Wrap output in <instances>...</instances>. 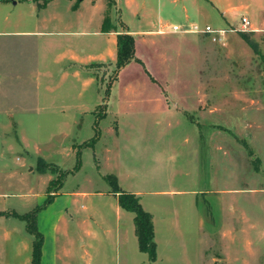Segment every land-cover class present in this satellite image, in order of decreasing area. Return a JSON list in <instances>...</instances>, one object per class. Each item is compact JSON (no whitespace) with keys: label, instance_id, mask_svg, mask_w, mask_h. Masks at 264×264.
I'll return each instance as SVG.
<instances>
[{"label":"rangeland","instance_id":"374dc122","mask_svg":"<svg viewBox=\"0 0 264 264\" xmlns=\"http://www.w3.org/2000/svg\"><path fill=\"white\" fill-rule=\"evenodd\" d=\"M68 1H0V71L23 73L20 82L0 80V96H26L30 105L37 92L31 78L44 73L38 87L43 109L37 117L32 112L15 115L16 128L9 126L5 114L0 117V172L17 170L12 177H21L35 189L25 198L16 196L20 186L12 178L6 190L13 194L0 200V209L24 213L42 206L50 174L56 180L53 187L64 181L63 191L88 192L76 196L74 205L73 197L62 194L39 211L37 224L47 238L43 264L53 263L52 229L63 209L73 214L74 222L91 213L87 224L94 243L104 240L106 250L87 261L77 239L69 256L59 248L58 264H229L234 255L264 264V191L250 190L264 186V1L251 6L246 0L226 5L212 0H198L200 5L192 0H117L119 9L115 0H85L82 13L94 18L89 26L70 17ZM198 6L199 25L225 28L224 42L201 32H170L175 23L189 26L185 7L190 20H198ZM223 9H231V23L223 19ZM55 13L67 18L57 21ZM101 14L109 32L127 31V24L133 30H149L133 34L135 58L120 70L117 53L114 60L92 58L77 66L67 62L70 71L92 77V83L72 76L62 79L64 63L56 62L58 50L73 45L95 54L94 36L83 30L94 32ZM243 16L251 21L248 29L241 28ZM25 31L42 33H21ZM126 100L131 103L124 104ZM167 105L171 112L164 109ZM118 110L136 112L124 113L122 135L116 139L109 127H117ZM96 133L101 139L95 145ZM105 144L113 148L111 153H106ZM40 158L57 167L47 164L40 176ZM114 171L133 177L123 184L141 190L154 214L155 261L139 249L133 232L126 234V241L123 236L121 247L115 230L105 235V229L115 225L116 201L105 180ZM5 223L16 224L25 236L17 253L0 247V264H15V257L17 264L27 259L30 264L34 238L26 222L0 220V230ZM122 225H128L126 218Z\"/></svg>","mask_w":264,"mask_h":264},{"label":"crops","instance_id":"0c3cea01","mask_svg":"<svg viewBox=\"0 0 264 264\" xmlns=\"http://www.w3.org/2000/svg\"><path fill=\"white\" fill-rule=\"evenodd\" d=\"M53 1H55V0H53ZM127 1L129 3L133 2V0H127ZM171 1L176 3L179 0H171ZM185 1H188V0H185ZM192 1H194V3L196 5H200L198 3V0H192ZM212 1L213 2L217 1L218 4H220V5H226L227 2L229 4H232V0H212ZM263 1L264 0H246V2H248L251 6L262 3ZM73 2H74L73 0H71L69 2L70 8H72L71 9L72 13H71L70 17L78 23L83 21L82 23L84 26H89L90 23H92L94 18L91 15L89 18H87V16L84 15V13H82L83 9H84V7H82V6H84L83 4H84L85 0L83 2L81 1V3L79 2L78 4L73 3ZM115 3H116V6L118 7L117 0H115ZM15 4H17V1L15 2ZM184 6H186V3L184 4ZM197 8H198L197 10H199V15L197 16L198 20L192 21V20H190L191 15L189 14L188 9L185 7V14H186L185 17L187 19L186 21H188V23H186L185 25L188 26V25H193V24H199V22L201 21L199 19H201L200 17L202 16V14H201L202 12H200L201 8L199 6ZM94 9H96L95 6H94ZM229 13H231V14H229ZM102 14L98 20V26L99 27L96 28V30L94 32H88V31H85V29L83 30L85 34L90 33L92 36H94L93 42H94V45H97V47L95 48L96 49L95 54L88 53L86 49H81V48L77 49L73 45L72 46L69 45L67 47H64V48H61L58 50L57 56H56V62L58 64L64 63L62 74H61L62 79H68L69 77L72 76V77L78 79L79 81H83L85 84L92 83V77L81 76L77 69L70 71L66 67V63L68 62V63H71L73 66H77V65H82V64L85 65L86 63L91 61L92 58H96L95 60H103V59H107V58H111L112 60L115 59V55L117 53L116 48H117L118 31H116V32L102 31V26H103V21H104ZM138 16H139V13H138ZM52 17H53V19H56L57 21H63L64 18H67V17L60 15V14H57V13L53 14ZM222 17L227 23H231V20H232L231 9H229V10L223 9L222 10ZM65 21H67V20H65ZM162 24H163V20H160L159 26H161ZM175 24H177V23H175ZM171 26H169L170 32H172ZM127 27H128L127 31L129 30V32L134 34V35H136L138 33L145 32V31H149V30H133L130 28V26L128 24H127ZM57 32L62 33L61 30H58ZM57 32L51 31V33H57ZM21 33H32V34L36 33V34H39L41 36L42 31L41 32L40 31H35V32L25 31V32H21ZM74 33H76V31H74ZM196 56H198V53H196ZM12 70L13 69H11V68H9V69L5 68L4 73H2L0 71V80H4L7 82V81H9V78H16L20 82V80H22L23 73L21 72V70H17V69H16V71H14V70L12 71ZM43 75H44V73L42 71H40L39 74H37L35 77L31 78V82L35 83V87H36L37 92L34 94V96L30 97V100L32 101V103L30 105L27 104L29 99L26 96H24V97L23 96L12 97L9 94H4L3 96H0V117H2L3 114H5V116H7L10 119L9 120V126L11 128L17 127L16 121L14 120L15 115H18L21 113H25V115H26V113L32 112L33 115L35 114V117H37L38 112L42 111V109H43V106H42L43 105L42 104L43 97H42V94L38 93V87H42V85H43V79L41 77ZM127 101H128V104L131 103V101L126 100V102L124 104H127ZM33 102H34V104H33ZM108 103H109V101H108ZM158 106H160V105L158 104ZM126 107L130 108V107H132V105H130V106L126 105ZM109 108L106 110L104 118L108 116L109 110H110ZM121 108H125V106H121ZM164 109L167 110L168 112H171V110H172L169 108L168 105ZM125 112H126V114H133L136 111L130 112V111L118 110V111L114 112V117L119 119L118 124H117V127L110 126L109 129H110V132L113 134L114 138H116V139H118L122 135V131H121L122 129L120 128V119L124 116ZM77 114L82 115V114H85V112H78ZM74 123L77 124L78 121L74 120ZM10 127H9V130H11ZM100 139H101V136L99 135V137L97 138V141L95 142V145L99 142ZM19 142L26 147L28 146L25 144L23 139H19ZM106 146H107L106 153L107 154L111 153L113 148L109 145H106ZM9 147H11V146H9ZM26 147H24V148H25L27 154L30 155V157H31L32 154L26 149ZM40 159H43V158H40ZM50 163H53V162H50ZM53 164H55V163H53ZM30 171H35V170L33 167H31ZM37 171H38V169H37ZM17 172H18L17 170H8V171H4L2 173L0 172V200L2 198L10 197L11 194H13V193H11V194L8 193L6 189L11 188L12 180H13L12 178H17V177H12V175H13V173L16 174ZM40 174H41L40 176L45 175L41 172H40ZM108 174H115L118 178L119 184L122 187V189L137 194L140 198V201H142L141 203H143L142 204L143 207L149 212L152 211V210H149V208H147L145 206V204L141 198V195H143V192L141 190L132 188L131 186H125L123 184V181L125 178L126 179H130V178L132 179L133 177H122V175L116 171L110 172ZM52 179L53 178H52L51 174L49 175L48 179L46 178V182H47L46 195L47 196H48V186H49L48 184H49V182H51ZM15 180H16V183L18 182L20 188H16L18 190H15V191H18L19 193H16L14 195H16V196L20 195L21 197L24 195V198H25V197H27L26 196L27 192L31 191L30 193H32L33 191H35V189L33 187H29L28 182L26 180H22L21 177H20V179L17 178ZM21 184H24V186L21 187ZM63 185L55 193L53 201L56 200V198L59 197L60 195L65 194L68 197H73L72 201H73V205H74L76 196H87L88 195L87 191H81L79 188H76L72 191H63L62 190ZM246 189H248V188H244V190H246ZM224 190L225 189H222L219 191H224ZM250 190H262V191H264V186H259L258 188H251ZM109 193L115 197V201H116L115 215L116 216H115V225L113 224V226L105 229V235L110 234L115 230L118 245L121 247L123 245V243H125L122 239L123 236L125 237L124 239L126 241V239H127L126 234L127 233L133 232L136 235L135 223H134L135 214L131 211L123 209L119 205L118 196L111 191L110 186H109ZM47 196H46V198H47ZM2 200H5V199H2ZM37 206H40V205H36L35 207H37ZM33 209H31V210H33ZM31 210H29V211H31ZM12 211H16V212L22 214V212H19L14 208H12V209L11 208L10 209H8V208L7 209H0V212H12ZM75 211H77L76 208H75ZM80 211L81 210H79V212ZM24 213H26V212H24ZM152 215H153L155 236H156L155 217H154L153 213H152ZM10 217L18 218V217L12 216V215L0 214V218H3L0 220H4V219L7 220ZM123 218H126L128 220V225L126 227L124 225H122L123 224ZM18 219H20V218H18ZM89 219H91V213L88 212L86 214V216L82 215L81 218L78 217L77 222H74L75 217L73 216V214L68 212V209L66 211H64V209H63V211H61V213L59 214L58 219L54 223L53 229H52V245H53L52 246V248H53V255H52L53 263L52 264H58L59 248L60 247L63 248L64 253L67 254L68 256L70 254H72V250H73V247H75V243H76L77 239H78V241L80 240L79 241L80 245H81L80 248L82 249V251H84L81 255L87 261H89V260H91V258H93V256L95 255V252L97 253V255L99 257L102 256V251L104 252L106 250V246H105L106 242L104 240H100L98 242V245L96 243H94L95 242L94 240H96V239L93 238L92 230L90 229V227L87 224ZM131 222L133 223V225H131ZM73 226H75V227L73 228ZM76 227L78 229L77 230L78 233H76ZM26 230H27V224H26ZM18 231H19V228L16 224L9 225V223H5L4 225H1L0 247H1L2 251L4 250V252L8 253V250H10V251H12V253H17L16 249H20V246L22 243V238H23V236H25V235L18 233ZM80 232L83 234L82 237L79 236L81 234ZM42 234L44 236V243H43V248H42V264H43L44 256H45V249H46V244H47V238L43 232H42ZM76 234L78 235V238H76ZM113 234H114V232L111 235H113ZM229 235H230V233H229ZM33 238H34V236H33ZM136 238H137V235H136ZM230 241L233 244L235 243L234 239H231ZM137 242H138V238H137ZM138 247H139V243H138ZM157 247H158V244H157ZM93 251H94V253H93ZM32 252H33V242H32ZM32 252H31V258H30V264H32ZM103 255H105V253ZM16 259H17V257L14 258L15 264H17ZM28 263H29L28 259L25 260V264H28ZM228 263L229 264H251V261H250V259H248L246 257L234 255V256H231L228 258Z\"/></svg>","mask_w":264,"mask_h":264},{"label":"trees","instance_id":"16d2710c","mask_svg":"<svg viewBox=\"0 0 264 264\" xmlns=\"http://www.w3.org/2000/svg\"><path fill=\"white\" fill-rule=\"evenodd\" d=\"M3 1V0H0ZM114 0H109V3H113ZM106 21V20H105ZM106 23H104V31L106 29ZM117 63L116 69L120 70L124 66L128 65L135 58V37L129 31H124L117 36ZM99 135L96 133L94 140ZM247 145V144H246ZM47 164L52 167H57L55 164H50L44 159H40L37 164V169L40 172H44L47 169ZM81 163L78 162L75 169L80 167ZM59 169V168H58ZM52 171H55L54 169ZM107 183L109 184L111 191L118 196L119 205L128 211L135 214L134 223L135 231L138 238L139 249L149 255V258L153 261L157 259V243L155 241V228L153 215L147 211L137 194L122 189L119 184L118 178L115 174H107L105 176ZM56 180H51L48 186V196L42 206H37L33 210L26 213L12 212H0V214L12 215L24 220L27 224V230L34 236L33 240V252H32V264H42V248L44 243V236L38 228L37 216L39 211L51 203L54 199V195L58 189L61 188L64 181L58 187H53ZM53 188H56L53 190Z\"/></svg>","mask_w":264,"mask_h":264},{"label":"built area","instance_id":"2783aa9c","mask_svg":"<svg viewBox=\"0 0 264 264\" xmlns=\"http://www.w3.org/2000/svg\"><path fill=\"white\" fill-rule=\"evenodd\" d=\"M241 28L242 29H248L251 27V21L247 16H243L241 18ZM171 30L174 32L178 31H186V32H194V33H206L210 35V37L215 42H224V39L226 38V29L225 28H216L211 25H204L200 26L199 24H193L189 25L187 29L182 28L180 25L174 24L171 26Z\"/></svg>","mask_w":264,"mask_h":264}]
</instances>
